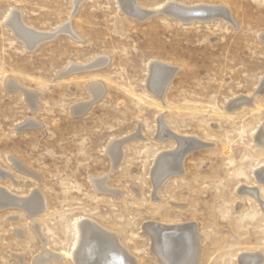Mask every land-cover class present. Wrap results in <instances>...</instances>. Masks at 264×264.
<instances>
[{
    "label": "rangeland",
    "instance_id": "374dc122",
    "mask_svg": "<svg viewBox=\"0 0 264 264\" xmlns=\"http://www.w3.org/2000/svg\"><path fill=\"white\" fill-rule=\"evenodd\" d=\"M169 1L229 9L234 24L140 20L117 0H0V170L10 175H0V188L46 202L36 218L0 208V264H77L70 254L81 219L116 235L134 264H243L250 254L264 264V183L255 174L264 166V0L137 3L148 11ZM11 10L41 35L69 22L79 39L63 33L30 51L5 23ZM100 57L107 66L62 75ZM153 60L172 69L160 97L148 86ZM94 83L103 89L97 100ZM24 89L37 94L35 109ZM243 97L252 106L231 109ZM28 121L37 126L20 130ZM135 134L143 137L114 167L108 147ZM173 136L201 144L179 175L156 185V157L186 148ZM99 179L117 194L98 191ZM150 227L179 234L154 236Z\"/></svg>",
    "mask_w": 264,
    "mask_h": 264
},
{
    "label": "bare ground",
    "instance_id": "6f19581e",
    "mask_svg": "<svg viewBox=\"0 0 264 264\" xmlns=\"http://www.w3.org/2000/svg\"><path fill=\"white\" fill-rule=\"evenodd\" d=\"M84 1L85 0H73V4L74 6H78ZM117 2L119 4V8L121 9V11L135 18H138L140 20H144L150 12L166 11L167 12L166 14H168L167 16H177L182 19L196 18V16H200L204 20L207 19L211 21V20L223 18L227 20L229 23L234 24L231 18V14L228 11L229 9L227 10L225 8H220V7H209L210 5L209 6L207 5L206 6H195L194 5V7H189V6H185L183 4L177 3V2L169 1V2H166L158 6L154 10L147 11L139 7L137 0H117ZM5 23L7 24L8 27L12 29L14 34L24 43V46L27 49L37 44L38 40H40L41 38L48 37L57 32H63V33L73 36L76 39H79V37L72 32L71 24L69 22L63 24L61 27L58 28L57 31H55L54 33L50 35H41L39 32H36L33 29L26 27L23 24L21 15L15 10H11L8 13L5 19ZM153 61L154 62H151V64H149L150 71H149V79H147L148 86L151 91H153L160 97L169 83V82L167 83V81L171 78L172 69L171 67L164 65L165 63L161 64V63L155 62V60ZM108 62H109V59H107L106 57L105 58L100 57L94 60L93 62L91 61L90 64L84 65V66L73 65L74 64L73 63L69 65V67L66 69V72L64 71L62 75L64 77H67V76L74 74V72H77V71H91L95 69H100L104 66H107ZM13 82L15 81L9 80L7 81V84L5 85H7L8 86L7 88H10V89H14V90L21 89V87L18 84H15L16 82L15 83ZM260 83H261L260 86L262 84L264 85V78L262 79ZM91 89H92L93 95L96 100L102 96L103 89L100 83H94L91 86ZM24 94L26 96L27 101L30 103L31 107L35 109L37 106L36 105L37 98H38L37 94L34 92H31V90L28 91L25 89H24ZM247 99L244 97L238 98V99L235 98L232 102L230 101L231 103L229 105L231 109L242 108L245 105L252 106L251 101ZM88 105L89 104L86 103L84 105L78 106L75 109V111L78 114H81L87 109ZM24 125H26L27 127L37 126L35 125L34 122L28 121L20 125L19 128L23 127ZM142 137L143 136L141 134H135V136L131 138L128 137L129 139L114 141L113 143H111V145L107 149V153L111 157L112 162H113L112 164L114 167H118L120 165L123 159V154H124L123 150H124L125 145L130 140H133L136 138L140 139ZM173 137L177 139L180 144L186 145V148L181 149V150L179 149L178 152L176 153L173 152L174 154L162 153L156 157V161H155L156 163H155V169H154V175L157 176L156 181H155L156 185L166 180L169 177L168 176L169 174H172V173H174V175L178 173L180 174V172H182L181 171L183 167L182 161H183L184 156L185 155L187 156V153L196 149L201 144L199 141L187 139V137L186 138L179 137V136H173ZM259 138L260 137H258V140H260ZM260 143L262 144V142ZM14 163L17 165L18 168L23 169V171H25V168H23L17 162L14 161ZM26 172L31 174V172L27 170ZM255 174L258 177V180L264 183V166L259 167L258 170L255 172ZM0 175H2L3 177H10L9 174H6L2 172L1 170H0ZM106 180L107 179H99L95 181L94 184L96 186V189L100 192L117 194L115 191H112L111 189L107 188ZM255 194L256 193H254V195ZM9 207L10 208L11 207L21 208L27 211L32 218H36V216L42 215L43 213H45L46 202L43 198H41V196L38 195V192L37 194L36 193L32 194V196L30 197L18 198V197H14L13 195H11L9 190L0 188V208L7 209ZM75 228H76L77 236L75 235L76 241H75L74 247L72 248L73 250L70 254V256L75 260V263L77 264H134L131 260L132 257H129V255L125 252L123 247H121L120 242H118V240L116 239L115 237L116 235L103 229L104 227L101 228L98 226V224L96 225L95 223L89 220L81 219L76 223ZM162 228H160L159 230H155L153 227H150L149 232L154 236H156V234H158V236L160 234L163 235L164 233L163 231L167 232V234L170 232L169 235H175L174 233L179 234V232L176 231V229L174 231L170 229H165L164 227ZM190 233H193V230H186L184 232H180V234H182L183 237H186V239L190 235ZM195 235H197L196 232L194 236ZM195 240L197 241V244H198L200 242V236L198 237L195 236ZM167 242H168L167 244L168 247H166L165 250L163 251V254H164L163 256L166 258L171 257L174 251V249L171 248L172 246H170L171 242L169 239L165 243ZM261 261H262L261 257L258 254H250V255L242 256L243 264H259ZM178 263L181 264V262H178Z\"/></svg>",
    "mask_w": 264,
    "mask_h": 264
},
{
    "label": "water",
    "instance_id": "95a60500",
    "mask_svg": "<svg viewBox=\"0 0 264 264\" xmlns=\"http://www.w3.org/2000/svg\"><path fill=\"white\" fill-rule=\"evenodd\" d=\"M166 13H167L166 11H161V12H150V13L146 16V18L149 17V16H152V15H155V14L168 15V14H166ZM169 17H172V18H174V19L180 20V21H182L183 23H186V24H190V23H192V22L195 21V20L209 21V20H207V19L204 20V19H203L202 17H200V16H196V18H189V19H182V18L177 17V16H169ZM61 34H63V32H57V33H55V34H53V35H50V36H48V37L41 38L40 40H38L37 44H35L34 46L29 47L28 49H29L30 51H33V50H35V49H36L41 43H43L44 41H48V40L55 39L57 36H59V35H61ZM160 66H161V65H160ZM170 79H171V78H170ZM170 79H169V80H170ZM169 80L167 81V83L169 82ZM263 92H264V85L262 84V85L260 86V89H259L258 93H263ZM25 128H27L26 125H24L23 127H21L20 130H23V129H25ZM178 171H179V169H178ZM171 175H174V173L169 174L168 176H171Z\"/></svg>",
    "mask_w": 264,
    "mask_h": 264
}]
</instances>
